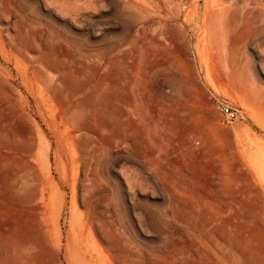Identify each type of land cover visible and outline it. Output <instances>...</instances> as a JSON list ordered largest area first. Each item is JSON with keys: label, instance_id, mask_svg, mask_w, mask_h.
<instances>
[{"label": "rangeland", "instance_id": "rangeland-1", "mask_svg": "<svg viewBox=\"0 0 264 264\" xmlns=\"http://www.w3.org/2000/svg\"><path fill=\"white\" fill-rule=\"evenodd\" d=\"M0 264H264V0H0Z\"/></svg>", "mask_w": 264, "mask_h": 264}, {"label": "built area", "instance_id": "built-area-1", "mask_svg": "<svg viewBox=\"0 0 264 264\" xmlns=\"http://www.w3.org/2000/svg\"><path fill=\"white\" fill-rule=\"evenodd\" d=\"M220 112L227 118L229 121H234L242 117V113L238 108H235L231 105L221 104Z\"/></svg>", "mask_w": 264, "mask_h": 264}]
</instances>
